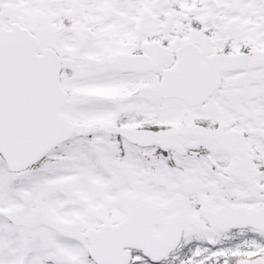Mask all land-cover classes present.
I'll use <instances>...</instances> for the list:
<instances>
[{
    "label": "snow or ice",
    "instance_id": "obj_1",
    "mask_svg": "<svg viewBox=\"0 0 264 264\" xmlns=\"http://www.w3.org/2000/svg\"><path fill=\"white\" fill-rule=\"evenodd\" d=\"M0 264H264V0H0Z\"/></svg>",
    "mask_w": 264,
    "mask_h": 264
}]
</instances>
